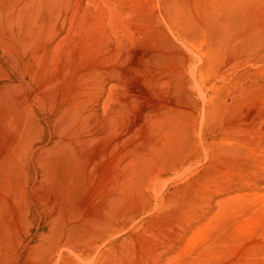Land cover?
Returning <instances> with one entry per match:
<instances>
[{"label": "rangeland", "instance_id": "1", "mask_svg": "<svg viewBox=\"0 0 264 264\" xmlns=\"http://www.w3.org/2000/svg\"><path fill=\"white\" fill-rule=\"evenodd\" d=\"M0 264H264V0H0Z\"/></svg>", "mask_w": 264, "mask_h": 264}, {"label": "bare ground", "instance_id": "2", "mask_svg": "<svg viewBox=\"0 0 264 264\" xmlns=\"http://www.w3.org/2000/svg\"><path fill=\"white\" fill-rule=\"evenodd\" d=\"M215 48H212L206 52V56L209 58V60L213 61L215 58L216 51Z\"/></svg>", "mask_w": 264, "mask_h": 264}]
</instances>
